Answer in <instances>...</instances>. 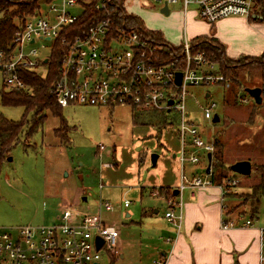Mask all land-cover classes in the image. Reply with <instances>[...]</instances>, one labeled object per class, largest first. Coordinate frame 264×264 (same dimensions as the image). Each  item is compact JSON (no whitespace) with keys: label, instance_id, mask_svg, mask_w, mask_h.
Listing matches in <instances>:
<instances>
[{"label":"rangeland","instance_id":"374dc122","mask_svg":"<svg viewBox=\"0 0 264 264\" xmlns=\"http://www.w3.org/2000/svg\"><path fill=\"white\" fill-rule=\"evenodd\" d=\"M130 1L126 4L127 10L139 16L144 27L161 31L174 45L200 36H193L195 30H206L202 35L217 38L224 45L227 56L234 59L231 65L243 60L254 67L264 64L263 19L259 22L232 16L238 19L208 23L197 17L196 5H190L186 14L180 4L170 5V13L166 15L159 3L149 7L140 0ZM70 10L79 15L82 7ZM39 12L55 19L46 1L40 3ZM52 44L53 41L38 39L34 47L44 59L50 54ZM114 46L120 47V44ZM245 55L252 57L245 59ZM238 78L237 85L232 78L229 86L189 87L187 110L190 120L205 130V140L220 139L223 161L227 164L223 170L229 178L237 180V185L230 187L232 195H227L223 202L227 207L224 217L236 220L238 215L252 217L255 227L259 228L264 227V195L256 208L251 186L256 179L255 167L264 165V106L261 109L256 106L245 87L263 84V81L246 73ZM11 89L0 69V91ZM206 92L211 93L210 98L205 97ZM245 97L249 98L248 103L242 102ZM212 101L217 103L213 113L220 116L218 123L204 117V110ZM0 113L14 121H22L26 114L24 106L4 105L1 98ZM35 120L37 123L33 125ZM26 121L20 141L0 162V227L46 225L55 222L68 204L96 211L101 199L108 200L114 210L107 212L105 218L109 223H116L120 237L113 256L107 249H101L100 263L155 264L161 259V252L167 248V231L171 226L176 227L165 217L171 209L166 197H172L171 189L181 184L182 166L173 156L181 150L177 112L154 113L129 105L71 104L61 107L59 113L48 109L38 115L35 111L29 112ZM186 141L190 142L189 136ZM153 154L159 156L155 166ZM190 154L198 155L201 160L198 163L187 160L185 175L189 180L194 176L204 177L208 153L188 146L187 157ZM248 157L253 166L250 174L231 167ZM165 186L171 187L165 198L153 194ZM209 188L216 190L218 186ZM198 190L203 189H193ZM190 191L191 188L185 189L182 196H174L175 200L184 203ZM218 196L222 204V195ZM126 200L131 201L128 207L124 206Z\"/></svg>","mask_w":264,"mask_h":264},{"label":"built area","instance_id":"2783aa9c","mask_svg":"<svg viewBox=\"0 0 264 264\" xmlns=\"http://www.w3.org/2000/svg\"><path fill=\"white\" fill-rule=\"evenodd\" d=\"M90 0H54L50 11L55 19L46 18L37 12L20 24L13 38L12 51L8 59H0V69L5 83L12 89L28 88L21 77L22 70L44 69L55 46H65L61 59L60 75L52 89L56 102L61 107L71 104L93 106H124L143 110L165 112L176 111L179 115V135L181 150L176 157L181 163L180 195L187 189H207L214 185L211 173L194 176L189 180L184 173L187 160L198 163L201 158L196 154L186 155L188 146L204 149L213 154L215 142L205 140L204 129L190 120L187 110L188 89L191 86L230 85V79L223 74L218 64L211 61L205 52H193L192 41L186 39L180 44L183 64L178 67V59L171 63H162L155 54V48L145 37L124 22L118 25L106 17L89 26L82 33L72 38L67 33L83 15ZM162 5L180 4L186 14L190 5H196V15L208 23L231 17L253 18L260 16L258 0H152ZM111 0H97L94 7L109 13ZM147 5V4H144ZM81 6L77 15L70 9ZM53 41L50 54L42 59L37 40ZM120 44V47H115ZM182 72V83H176V72ZM207 98L211 97L210 92ZM172 101V103H170ZM242 102L248 103L245 97ZM217 103L212 101L204 110V117L213 120V109ZM190 137V142L186 141ZM100 149H104L101 145ZM237 185L235 178H227L219 184L222 195L223 229L235 227H254V219L238 215L225 218L227 207L223 203L230 192V187ZM155 194V193H154ZM171 207L165 213L168 221L180 229L182 221L181 201L167 198ZM126 200L124 206H130ZM224 205V206H223ZM176 206V207H174ZM176 208L181 212L176 214ZM114 206L108 200H100L96 211L80 209L75 205H66L53 223L32 226L23 225L5 229L0 227V264H101V249L105 248L113 256L117 253L120 231L116 223H109L105 218ZM240 220V221H239ZM258 228V227H257ZM260 263L264 264V227H259ZM103 239V245L97 249L96 238ZM155 264H166L164 258Z\"/></svg>","mask_w":264,"mask_h":264},{"label":"trees","instance_id":"16d2710c","mask_svg":"<svg viewBox=\"0 0 264 264\" xmlns=\"http://www.w3.org/2000/svg\"><path fill=\"white\" fill-rule=\"evenodd\" d=\"M42 1L51 3L54 0H0V59L9 58L12 51L13 38L16 31L19 29L20 24H23L28 17L39 12L40 3ZM90 1L91 2L85 6L83 15L80 17L79 21L69 30V33H67L69 39L82 33L89 26L100 20L110 17L113 19L114 23L118 25L124 24L125 22L130 29L136 30L141 36L152 42L151 44L153 48L158 46L155 48V54L159 56L160 62L171 63L178 59V67L182 66L183 56L181 46L174 45L167 41L161 31L144 27L141 18L127 10L126 4L129 0H111L108 8L109 13L103 10H98L94 7V3L97 0ZM258 5V12L262 13L260 16H262L264 20V0H258ZM258 20L260 21L261 19ZM192 47L194 53L205 52L211 61L219 64V70L225 74L226 77H229L230 80L233 78L232 80L234 83L240 82L238 76L241 73H246L250 77H259L263 81V84L246 86L245 89L259 87L262 89V96H264V64L259 65V67H254L250 66L249 62L243 60L235 63V65H231L230 61H233L234 59L227 56L224 45L217 38H211L204 35L198 36L192 40ZM64 50L65 46L61 43L55 46V49L45 64L44 71H21L20 75L28 88L0 91L2 104L8 106L21 105L25 107L26 112L22 121L10 120L0 113V162L20 141V136L23 127L27 122L26 117L29 112L35 111L38 115L48 109L52 112L59 113L61 106L57 104L52 89L60 75L61 59ZM262 55H264V53ZM249 57L252 56H244L245 59H249ZM237 83L235 85H237ZM233 89L234 88L231 89V92H233ZM255 104L261 109L264 106V97L261 104H257L256 102ZM152 112L156 113L155 111ZM36 123L37 120L33 122V125ZM219 140H217V142L215 140L211 178L214 182L219 181L224 184L229 176L225 170H223L227 164L223 161L224 154L222 150V142ZM245 160L250 161L251 158L248 157ZM229 166L230 165L227 166V169ZM255 171L256 179L251 186V193L255 196L256 208H258L257 204L260 198L264 195V165L261 164L256 166ZM173 194L174 192H172V196Z\"/></svg>","mask_w":264,"mask_h":264},{"label":"crops","instance_id":"0c3cea01","mask_svg":"<svg viewBox=\"0 0 264 264\" xmlns=\"http://www.w3.org/2000/svg\"><path fill=\"white\" fill-rule=\"evenodd\" d=\"M135 1L132 0L130 2ZM140 1L143 4H147L146 6H154L152 1ZM229 19L238 18L231 16L220 22H225ZM198 31L199 33H197ZM205 32L207 31L195 30V33L193 32L192 34H194L193 36L197 34L201 36ZM219 184L214 182L216 186ZM162 188L163 190H155L154 193L160 194L162 198H165L167 189L171 187L165 186ZM174 190L171 189L172 192ZM183 192L181 195L179 192L178 195L182 196ZM218 195H220L219 187L216 190L207 188L197 192L193 190L189 192L188 198L182 207L180 229L176 228L177 226L175 228L171 226L167 231V248L161 252V258H164L166 264L260 263L258 228L254 226L223 229L221 227L222 204L218 202ZM180 212L181 210L177 208L176 214L179 215ZM127 215L129 216V214Z\"/></svg>","mask_w":264,"mask_h":264},{"label":"water","instance_id":"95a60500","mask_svg":"<svg viewBox=\"0 0 264 264\" xmlns=\"http://www.w3.org/2000/svg\"><path fill=\"white\" fill-rule=\"evenodd\" d=\"M161 12H163L164 14L168 15L170 13V8L167 4H165L162 8H161ZM254 20H258V19H263L262 16H253ZM176 83L178 85H180L182 83V72L178 71L176 72ZM246 92H248L254 99L255 102L257 104H261L263 102V96H262V89L259 87H255V88H246L245 89ZM209 94L206 95V97H208ZM172 103V101L170 102ZM220 121V116L218 114H215L214 118H213V122L218 123ZM174 157H176V154L173 155ZM158 154H153L152 155V163L155 166L158 160ZM212 158H213V154L211 152L208 153V165L206 168V173L210 174L211 170H212ZM234 167L238 172L248 175L251 173L252 171V164L250 161L244 160L241 162H238L236 165L231 166ZM179 194V189H175L174 190V195H178ZM83 200H87V198H83ZM103 239L101 237H97L96 238V244H97V249H99L102 245H103Z\"/></svg>","mask_w":264,"mask_h":264}]
</instances>
